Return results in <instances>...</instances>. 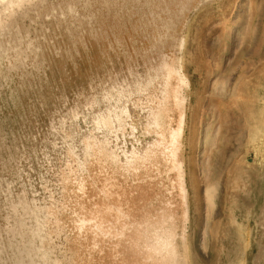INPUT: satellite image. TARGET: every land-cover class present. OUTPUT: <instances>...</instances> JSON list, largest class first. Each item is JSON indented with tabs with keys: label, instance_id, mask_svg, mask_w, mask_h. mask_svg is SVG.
Masks as SVG:
<instances>
[{
	"label": "rangeland",
	"instance_id": "obj_1",
	"mask_svg": "<svg viewBox=\"0 0 264 264\" xmlns=\"http://www.w3.org/2000/svg\"><path fill=\"white\" fill-rule=\"evenodd\" d=\"M0 264H264V0H0Z\"/></svg>",
	"mask_w": 264,
	"mask_h": 264
},
{
	"label": "bare ground",
	"instance_id": "obj_2",
	"mask_svg": "<svg viewBox=\"0 0 264 264\" xmlns=\"http://www.w3.org/2000/svg\"><path fill=\"white\" fill-rule=\"evenodd\" d=\"M238 13H239V9L236 10V15H238ZM232 30H233L232 27L228 28L227 33H226L227 36H229L231 34ZM221 57H222V55L220 56V58ZM241 77H243L242 74H241ZM226 85H227V81L226 80L217 79L216 81H214L212 83V86H211V89H210V93L208 94V99H207L208 105L206 107H209V108L213 109L216 112L218 119H222L224 116L227 115L226 114V110H228L229 108L233 109L231 107V105L229 106V105L223 103V101L221 100L222 95H225L226 92H227V88H226L227 86ZM201 90H204V85H202ZM238 98L241 99V97H238ZM199 102H201V99L198 101V103ZM205 113L202 114V118L204 117ZM204 123L205 122H203V120H201L199 122V124H200V133H199L198 142L196 144V150H197V154H198L199 159L202 157L203 159L205 158V160H206V153L219 140L217 134H219L220 129H219V126H218L217 129H215V131L213 133H211L210 132V128L206 127ZM203 124H204V126H203ZM179 135H180V131L178 130L176 132V134L174 133L173 139L174 138H175L174 140L178 139L180 137ZM205 160H202V163ZM199 162H200V160H199ZM205 165H206V161L204 162L203 166H205ZM204 197H205V200H206V202L208 204L207 206H211V203H212L211 201L213 199V186H208L207 185L205 187V189H204ZM209 210H210V208H209Z\"/></svg>",
	"mask_w": 264,
	"mask_h": 264
}]
</instances>
